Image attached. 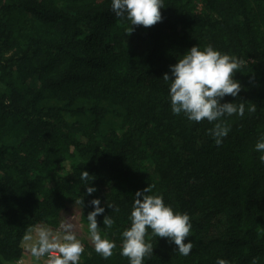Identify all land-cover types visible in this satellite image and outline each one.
Returning <instances> with one entry per match:
<instances>
[{"label":"trees","instance_id":"1","mask_svg":"<svg viewBox=\"0 0 264 264\" xmlns=\"http://www.w3.org/2000/svg\"><path fill=\"white\" fill-rule=\"evenodd\" d=\"M163 3L160 23L128 36L112 0H0V264L31 255L25 235L56 230L68 208L88 231L93 199L105 209L100 234L116 248L105 260L82 241L79 264H129L122 232L149 185L190 217L184 242L193 249L181 256L149 229L144 264H264V153L255 150L264 136V0ZM209 45L247 61L233 77L241 92L221 101L245 102V113L223 118L231 130L220 146L208 133L214 124L173 114L162 79L193 46Z\"/></svg>","mask_w":264,"mask_h":264},{"label":"clouds","instance_id":"2","mask_svg":"<svg viewBox=\"0 0 264 264\" xmlns=\"http://www.w3.org/2000/svg\"><path fill=\"white\" fill-rule=\"evenodd\" d=\"M163 0H112V11L121 20L130 21L131 27L126 30L130 36L133 26L149 28L162 21L161 9L164 8ZM247 65V61L233 55L221 54L211 45L203 50L193 46L178 62L170 66L171 77L164 74L162 79L169 83V96L171 110L174 115L183 114L190 122L202 123L207 121L214 124L208 130L217 146H220L231 130L224 117L238 115L244 116L245 102L221 103L225 96L237 97L242 90L241 84L233 77ZM256 104L248 102L247 111L256 112ZM255 150L264 153V136L255 145ZM264 163V155H260ZM89 173L83 171L81 180L87 182ZM155 185H149L143 191L135 194L133 208L129 217L131 226L122 232V245L120 254L129 260V264H144L145 258L153 256V244L146 241L149 229L152 237L166 239L176 246V253L188 256L192 252L193 243L184 241L191 236L192 225L190 217L185 214L175 213L166 206L163 196L153 193ZM96 191L87 187V194ZM142 197V199H141ZM91 205L94 211L87 216L90 240L95 252L103 259L108 260L114 254L116 244L102 238L97 216L105 211L100 206L99 199H93ZM76 204L83 206V199ZM108 208L119 212L120 209L112 204ZM115 224L112 216H104L103 225L111 229ZM25 240H33V236L26 234ZM85 249L83 244L72 231V226H63L62 234H53L48 230L36 233L35 242L31 247L34 257L40 259L47 256L46 264H79ZM216 264H229L224 259H218ZM252 264H257L254 259Z\"/></svg>","mask_w":264,"mask_h":264},{"label":"rangeland","instance_id":"3","mask_svg":"<svg viewBox=\"0 0 264 264\" xmlns=\"http://www.w3.org/2000/svg\"><path fill=\"white\" fill-rule=\"evenodd\" d=\"M79 214H80V211L77 208H68L65 211H62L59 216L58 228L56 230H50V232H52L53 234H62L63 226L66 224H70L72 226V231L76 235L77 239H79L81 242L85 241L90 247L94 248V245L92 244L90 240V233L86 231L87 230L86 227L83 226V224L80 222L78 218ZM38 231H40V229H38L32 234L34 239L29 240L28 245H30L31 242L32 243L35 242L36 233ZM28 255H29L28 257H25V259L21 260V263L23 264H46V261H47L46 255L41 257L40 259H37L32 254L31 255L28 254Z\"/></svg>","mask_w":264,"mask_h":264},{"label":"crops","instance_id":"4","mask_svg":"<svg viewBox=\"0 0 264 264\" xmlns=\"http://www.w3.org/2000/svg\"><path fill=\"white\" fill-rule=\"evenodd\" d=\"M29 255H27V254H24L23 256H22V258H21V260L22 259H25V257H28ZM32 263V262H31ZM9 264V263H8ZM10 264H12V263H10ZM13 264H16V263H13ZM20 264H23V263H20Z\"/></svg>","mask_w":264,"mask_h":264},{"label":"built area","instance_id":"5","mask_svg":"<svg viewBox=\"0 0 264 264\" xmlns=\"http://www.w3.org/2000/svg\"><path fill=\"white\" fill-rule=\"evenodd\" d=\"M46 259H48V257L46 256ZM16 264H20L21 263V259H19L18 261L15 262Z\"/></svg>","mask_w":264,"mask_h":264}]
</instances>
